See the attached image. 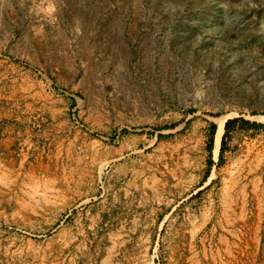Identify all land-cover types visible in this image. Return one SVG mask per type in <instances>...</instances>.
Wrapping results in <instances>:
<instances>
[{"label": "rangeland", "instance_id": "1", "mask_svg": "<svg viewBox=\"0 0 264 264\" xmlns=\"http://www.w3.org/2000/svg\"><path fill=\"white\" fill-rule=\"evenodd\" d=\"M239 118L264 0H0V264H264V128L230 126L247 205L210 232L209 122L218 162Z\"/></svg>", "mask_w": 264, "mask_h": 264}, {"label": "crops", "instance_id": "2", "mask_svg": "<svg viewBox=\"0 0 264 264\" xmlns=\"http://www.w3.org/2000/svg\"><path fill=\"white\" fill-rule=\"evenodd\" d=\"M258 151L259 150L255 151V149L252 150V152H254V154H256ZM224 158H225V156H224ZM251 160L252 161L254 160V162H251V161H249V162L254 166V169H255L257 166L256 165L257 160H256L255 156H253ZM236 162H237V160H235V162H234V161H231L229 159L228 160L225 159V164L223 163L222 165L221 164L218 165L215 173L214 172L212 173V168H211V170H210L208 176H206V180H205L206 184H207L208 179H211L210 185L208 184V186H207L208 190L210 189V191L208 193V196H211L210 197V204L219 205L221 207V210H220L221 218H220V220H216V217L213 215H212V217L210 216L211 222H213L215 224L214 227L211 226L210 232L213 234V232H215V230H217V227H218V229L221 230V232L218 233V236L220 237V239L223 242H224V207H225L227 213L232 214V213H236L238 209H239V212L241 213L244 209V206L247 205L245 196L239 195V194H241V192L244 193L246 188L245 187H243V188L239 187L238 188V186H237L236 189H233V187L231 186L235 181H233L231 179L230 174L233 175L234 173H233V171L228 170V169L233 168L235 166ZM213 163H214V160H213ZM227 163H229V165H227ZM224 167L226 168V170ZM257 172H258V170L255 173L259 174V175H255L253 178V181L257 180L256 182L259 183V181L262 180V176L264 178V173L260 174L261 172L260 173H257ZM236 175H237L238 180H239V178H240L239 173H237ZM214 177H215V179H214ZM228 179H231L232 181H230ZM224 182H228L230 184V188H229L228 192H226L225 196H224V192H225L224 191ZM217 185H218V187H216ZM260 189H261V191H259V193L255 194L256 202L253 203V204H256L257 206L264 204V197L262 196V194H263L262 192H264V190H262V189H264V188L260 187ZM237 192H240V193L237 194ZM229 214H228V216H229ZM216 222L220 226L216 225ZM228 222H229V220H228ZM227 223H226V225H228ZM225 230H226V228H225ZM227 230L229 231L230 229H227ZM260 233L261 234L259 237L262 236V231H260Z\"/></svg>", "mask_w": 264, "mask_h": 264}, {"label": "trees", "instance_id": "3", "mask_svg": "<svg viewBox=\"0 0 264 264\" xmlns=\"http://www.w3.org/2000/svg\"><path fill=\"white\" fill-rule=\"evenodd\" d=\"M236 121H240L242 124H247L250 125L254 128H264V124L262 123H255L252 122L250 123L247 120H244L242 118L239 119H234V120H228L225 125H224V134L223 137L221 139V147H220V151H219V161H218V165L222 164V158H223V153L225 151V139L227 137V133L228 130L230 128V126L232 124H234ZM216 131V124L214 122H209V133H208V140H207V145H206V150L208 152V157H207V167L209 168V166L212 165V150H213V142H214V134ZM123 133L126 132V130L122 131Z\"/></svg>", "mask_w": 264, "mask_h": 264}, {"label": "bare ground", "instance_id": "4", "mask_svg": "<svg viewBox=\"0 0 264 264\" xmlns=\"http://www.w3.org/2000/svg\"><path fill=\"white\" fill-rule=\"evenodd\" d=\"M223 120L224 119L219 120V125H218L217 132H216L217 136H216V140L214 142V148H213V153L215 155H217L218 150H219V138H220L221 132L223 130Z\"/></svg>", "mask_w": 264, "mask_h": 264}, {"label": "built area", "instance_id": "5", "mask_svg": "<svg viewBox=\"0 0 264 264\" xmlns=\"http://www.w3.org/2000/svg\"><path fill=\"white\" fill-rule=\"evenodd\" d=\"M213 160H214V163L212 164V173L213 172L215 173V171L217 169V166H218V162H217V158L216 157H213ZM214 179H215V177H214ZM210 181H211V179H208L207 184H206V181H205L204 184H203V187L206 188L208 186V184L210 185ZM227 185H229V183H226V185H225V188H224L225 192H228V190H229V188L227 189ZM203 187H201V188H203ZM199 190H201V189H199Z\"/></svg>", "mask_w": 264, "mask_h": 264}]
</instances>
